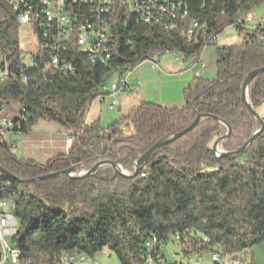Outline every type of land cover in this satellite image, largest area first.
<instances>
[{
	"label": "trees",
	"instance_id": "obj_1",
	"mask_svg": "<svg viewBox=\"0 0 264 264\" xmlns=\"http://www.w3.org/2000/svg\"><path fill=\"white\" fill-rule=\"evenodd\" d=\"M10 2L0 0V53L9 69L0 75V106L11 102L18 111L0 136L28 134L44 120L74 137L66 154L45 163L16 158L0 139V168L6 172H0V200L13 202L17 232L11 241L21 261L59 264L69 252L94 260L108 248L120 264H157L166 262L162 246L172 239L184 259L214 251L249 259L250 248L264 239V128L243 151L231 152L260 127L241 94L246 76L264 68V29L235 23L264 0H180L172 24L167 16L142 20L139 12L114 3L103 61L90 54L89 46L70 39L64 57L73 61L71 72L52 68L51 50L40 47L41 10L30 17L40 41L31 63L23 61L20 25ZM230 25L246 30L245 38L216 46L215 76L194 77L183 90L182 106L142 102L107 126L99 119L86 121L90 105L114 76L168 53L196 61ZM263 102L264 72L247 91V103L256 111ZM198 114L203 117L195 127L156 148L133 175L146 150L189 126ZM222 122L231 129L219 143L228 154L217 156L212 145L226 134ZM99 163H115L117 170L107 164L90 175L38 179L71 167L74 175L82 174ZM152 238L153 246H146Z\"/></svg>",
	"mask_w": 264,
	"mask_h": 264
},
{
	"label": "built area",
	"instance_id": "obj_2",
	"mask_svg": "<svg viewBox=\"0 0 264 264\" xmlns=\"http://www.w3.org/2000/svg\"><path fill=\"white\" fill-rule=\"evenodd\" d=\"M179 2L180 0H140V2H133V0H11L10 5L20 26L29 25L30 27V17L33 15V10H41L42 20L39 21V24L42 25V43L40 47L51 50L49 65L52 68L71 72L73 61L64 57L66 41L70 39L79 47L89 46L90 54L103 61L104 43H107L109 30L108 14L114 3L139 12L142 20H161V16H167L170 20L169 24H172V20L176 17ZM184 14L185 12L181 15ZM235 24L246 30L264 29V11L261 15H247L242 18V21ZM39 41L38 38L37 43ZM8 70L7 63L0 53V75L8 73ZM130 72L131 69H128L122 75L121 80L112 82L101 89L97 99L103 101L104 97H108L105 110L118 108L117 96ZM14 108H16L14 103H2L0 115L10 112ZM10 126V121L0 119V129ZM73 138L71 134H65L64 143L67 150L71 147ZM12 209L13 205L10 204V200L0 202V240L2 242L4 236L13 237L17 232V222L11 214ZM154 243L155 238H152L150 243H146V246H153ZM202 261V257L195 256V258H187L179 261V263L175 262V264H193ZM207 261L208 264H251L242 254L230 255L220 251L209 254ZM5 262L27 264L21 261L19 251L12 244H3L2 252H0V264ZM59 264L98 263L82 253L69 252L60 256ZM157 264L167 263L158 260Z\"/></svg>",
	"mask_w": 264,
	"mask_h": 264
},
{
	"label": "crops",
	"instance_id": "obj_3",
	"mask_svg": "<svg viewBox=\"0 0 264 264\" xmlns=\"http://www.w3.org/2000/svg\"><path fill=\"white\" fill-rule=\"evenodd\" d=\"M263 11V8H256L250 13L261 15ZM215 48L216 43L213 48L210 44L206 45L196 61L183 60L176 53H168L162 57L142 61L131 70L124 86L120 89L117 96V114L113 115V118L126 114L132 107L142 102L165 107L182 106L183 90L194 77L212 78L215 76L214 71H210V75H207V70L211 68V65L215 66ZM107 101L108 97H104L103 101L96 98L86 115L88 117L92 115L91 120L86 119V121L101 119V109H105ZM17 111L14 108L10 112L3 113L0 119L10 121L16 117ZM66 133V129L55 122L38 120L31 132L25 135L8 134V140L13 144L12 152L16 158L45 163L51 157L66 154L67 149L64 143ZM16 153L20 156L17 157ZM94 260L97 262L95 258Z\"/></svg>",
	"mask_w": 264,
	"mask_h": 264
},
{
	"label": "rangeland",
	"instance_id": "obj_4",
	"mask_svg": "<svg viewBox=\"0 0 264 264\" xmlns=\"http://www.w3.org/2000/svg\"><path fill=\"white\" fill-rule=\"evenodd\" d=\"M260 8L264 9V6ZM30 30L31 28L29 27V25H21L19 29V39H20L19 46L20 49L22 50V58L23 61L28 64L31 63V54L35 51L37 45V33L34 32L33 34L32 31ZM246 34H247L246 30L239 32L235 26L233 25L227 26L224 29H222L217 35L215 39L216 46H220L222 44H232V43L240 42L245 38ZM210 46L211 48H213V45ZM210 71H214L215 73L216 67L211 65V68L207 70V75H210L211 73ZM213 77L214 76H212V78ZM204 78H209V77L204 76ZM94 108L96 109V107ZM15 109L18 110L17 105ZM257 112L260 118L264 117V102ZM100 114H101V119L99 120L102 126H107L116 119H118V118H113V115L117 114V108L113 110H105L102 108ZM90 117H92V115L89 117L86 116L87 121L91 120ZM0 139L5 140L10 146L13 145L8 140V133H2ZM12 148L14 147L12 146ZM217 150H218V152H216L217 154L222 151L220 145H218ZM16 155L17 157L20 156L18 153H16ZM3 238H4L3 242L0 240V252H2L3 244L11 245L13 243L11 241V236H4ZM162 250L167 264H173L175 261L179 262L184 260L183 256H180L178 245L175 243L173 239L171 241L169 240L168 242L164 243L162 246ZM250 252H251L249 256L250 258L247 259L250 263L252 262V264H264V239L258 244L253 245L250 248ZM94 258L97 260L98 264H120L116 256L108 248L102 249L98 254L94 256ZM207 259L208 256L203 255L202 262L193 263V264H208ZM3 264H10V263L5 262ZM149 264H156V263L153 262Z\"/></svg>",
	"mask_w": 264,
	"mask_h": 264
},
{
	"label": "water",
	"instance_id": "obj_5",
	"mask_svg": "<svg viewBox=\"0 0 264 264\" xmlns=\"http://www.w3.org/2000/svg\"><path fill=\"white\" fill-rule=\"evenodd\" d=\"M264 72V68H259V69H256V70H253L252 72H250L246 78L244 79V82L242 84V100L247 104V108L248 110L253 114L254 118L256 120H258V122L260 123V127L258 130H256L251 136L250 138L236 151H233L231 153H238V152H241L243 151L247 146L248 144L254 139L256 138L263 130L264 128V122L263 120L260 118V116L258 115V112L252 107L250 106L248 103H247V91H248V86H249V83L250 81L257 75L261 74ZM203 117L202 114H198L195 119L191 122V124L189 126H187L186 128H184L183 130L175 133L174 135H172L170 138L166 139V140H162V141H158L156 142L155 144H153L148 150H146L140 157L139 159L136 161V169H135V172L133 173V175L136 174V172L138 171V169L143 165V163L145 162V160L148 158V156L158 147L160 146H163V145H167V144H170L172 143L173 141H175L176 139H178L179 137L183 136L185 133H187L188 131H190L193 127H195L199 122H200V119ZM225 126H226V134L223 135V136H220L218 137L213 145H212V149L214 151V153L217 155V156H225L227 155L228 153L227 152H223L221 151L220 153H216L218 152L217 150V147L219 145V143L223 140H225L231 133V129L230 127L225 123V122H222ZM107 164H110V163H99L97 164L95 167H93L92 169L82 173V174H77V175H74L73 172H74V167H71V168H68L64 171H61V172H57V173H52V174H49V175H46V176H43V177H39L38 179H42V178H46V177H56V176H59L61 174H64V175H68L70 177H80V176H84V175H90L94 172H96L100 167L104 166V165H107ZM112 166V168L114 170H117V167H116V164L115 163H111L110 164ZM0 172L1 173H6L3 169L0 168ZM120 174L123 175V176H129L128 174L125 173V171H120ZM19 182L23 183V182H26V180H19ZM175 264V262L173 263Z\"/></svg>",
	"mask_w": 264,
	"mask_h": 264
},
{
	"label": "bare ground",
	"instance_id": "obj_6",
	"mask_svg": "<svg viewBox=\"0 0 264 264\" xmlns=\"http://www.w3.org/2000/svg\"><path fill=\"white\" fill-rule=\"evenodd\" d=\"M134 2H136V1H134ZM39 11V10H38ZM34 14V13H33ZM39 16V15H38ZM33 18V17H32ZM33 21V20H32ZM31 21V19H30V23L32 22ZM122 79V76H118V77H116V76H114L112 79H110L108 82H106L103 86H102V89L104 88V87H107V85H109L110 83H112V82H116V81H119V80H121ZM4 201H7V199H5V200H0V202H4ZM10 204H12L13 205V202L10 200Z\"/></svg>",
	"mask_w": 264,
	"mask_h": 264
}]
</instances>
